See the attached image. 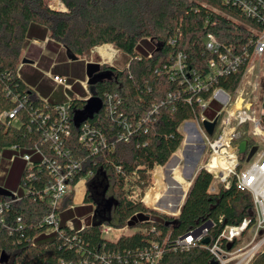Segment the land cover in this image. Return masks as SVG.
Listing matches in <instances>:
<instances>
[{"label": "trees", "instance_id": "1", "mask_svg": "<svg viewBox=\"0 0 264 264\" xmlns=\"http://www.w3.org/2000/svg\"><path fill=\"white\" fill-rule=\"evenodd\" d=\"M63 2L64 11L50 8L45 0H0V171L7 172L4 187H12L8 177L24 165L20 179L24 188L19 192L21 200L5 206L0 214V264H85L97 260L95 255L101 254L112 255L115 263V254H119L122 264H148L137 250L153 242L163 249L156 264H210L213 256L203 240L183 249L176 245V239L208 220L216 223L214 230L217 231L224 223L239 224L244 218L254 216L250 192L240 191L234 184L210 191L213 176L200 168L178 215L150 208L142 199L155 167L164 165L182 145L181 125L187 120H200L198 98L208 99L213 87L234 92L244 67L219 76L215 85L205 91L185 88L179 73L171 78L172 72L167 67L182 52L186 55L187 75L196 72L203 76L211 57L205 48L209 32L222 42L232 43L234 50L241 54L244 47L252 49L260 24L244 14L238 5L223 0ZM40 29L50 32L52 39L75 54H87L96 46L112 44L129 57L123 68L103 65L102 70H112L114 76L88 84L91 94H111L117 110L110 116L104 107L85 120L105 135L107 143L100 145L96 152L91 151L88 141L80 140L81 127L75 122L76 113L85 108L88 92L84 90L85 95L81 96L79 86L71 83L73 92L79 95L70 98V136L64 148L70 150V157L80 162L72 169L73 181L86 179L84 200L95 204V219L81 227L65 223L69 218L64 216L59 227L49 234L45 232L51 227L42 222L51 206L40 194L52 176L49 163L40 159L33 148H42L50 160L63 157L45 141V133L59 116L58 108L65 101L47 98L45 92L51 88L40 86L44 93H39L22 73L27 41ZM149 40L156 43L147 54L139 43ZM170 92L175 96L167 97ZM20 104L19 125H15L3 113ZM210 104L219 107L214 99ZM154 105L159 111L155 122L134 126L128 140L119 139L124 129L119 123L122 119L138 120ZM39 114L47 117L45 124L41 123ZM118 115H122V119L118 120ZM262 121L264 123V114ZM25 154H31V166H27ZM67 163L69 161L64 159L62 164ZM91 170L93 174L87 176ZM1 177L0 173V186H3ZM72 194L63 200L58 212L71 202ZM147 196L145 201L152 204ZM7 198L0 195V201ZM108 199L113 202L110 209L106 205ZM221 216L223 221L219 223ZM103 223L117 228L127 226L131 231L113 240L102 234ZM2 253L6 259H1ZM253 264H264V253H260Z\"/></svg>", "mask_w": 264, "mask_h": 264}, {"label": "built area", "instance_id": "2", "mask_svg": "<svg viewBox=\"0 0 264 264\" xmlns=\"http://www.w3.org/2000/svg\"><path fill=\"white\" fill-rule=\"evenodd\" d=\"M45 1L52 9L66 10L63 0ZM223 1L227 3L233 2L238 5L244 14L260 24L261 28L256 32L252 49L249 50L244 47V52L240 54L234 50L232 43L222 42L214 33L209 32L205 37V48L211 53V57L207 61L208 70L203 76L196 72H193L190 76L187 75L188 71L185 70L186 55L182 52L177 54L175 62L167 67V70L172 72L171 78H176L179 73L180 81L185 85V88L192 91H205L215 85L219 76L237 72L242 66L244 67L242 77L234 92L222 87H213L212 94L208 99L198 98L201 118L197 121L200 125L205 120H216L213 133L210 134L204 128L202 130L203 143L208 146V152L207 159L200 168L205 169L213 176L210 191H218L220 187L230 188L234 184L240 191L250 192L253 197L255 213L252 217L244 218L239 224L224 223L221 229L217 231L214 230L216 223L213 220H208L203 224L201 230L196 228L177 238L176 245L185 249L203 240V245L210 251L213 260L217 264H253L257 256L260 253H264V148L259 149L261 145H264V123L262 121L264 101L263 98L257 97L256 94L264 93V67L260 68V76H255V80L247 81L245 86L243 81H245L244 77L247 76V72H251L254 69V66L250 65L251 59L256 55L264 54V0ZM53 79L59 84L69 87V89L73 87L68 82L67 77L63 75L55 74ZM87 84L88 81L85 85H82L85 91L88 92L85 100L92 96L89 93V89L86 88L88 87ZM173 94L170 92L167 97L172 98L175 96ZM78 95V93H75V96ZM100 97L103 100V108L106 107V111L110 116L114 115L117 110L114 108L111 94L104 93ZM230 97H232V101H229ZM212 99L218 102L219 107L210 109V101ZM70 100L59 106V116L45 133V141H48L57 155L63 157L50 160V157L46 155L42 148L39 146L33 148L40 159L49 163L48 167L52 177L50 182L43 188L40 196L51 206V211L44 216L42 223L53 229H57L61 223L60 214L62 210L59 212L57 210L62 207V202L66 196L73 192L74 173L72 169L80 165L78 159L70 157V150L64 148L66 145L65 140L70 136ZM189 102H191L190 99ZM20 107L21 104L9 112H4L3 116L10 117L12 124L19 125L17 112ZM209 111L212 113L211 116L207 114ZM158 112V106L154 105L153 108L146 111L144 115L135 121L127 118L122 119V115H118L117 119H122L119 123L123 124L124 128L123 132L118 135L119 139L128 140L134 126L140 127L144 122L148 121L155 122ZM38 118L42 124H45L47 117H41L39 114ZM80 127V140L88 141L91 144V151L96 152L100 145L107 143L101 129L85 121L80 124ZM244 139L247 140L246 151L245 153H240L239 145ZM252 140L254 141L252 142ZM249 149L250 153L247 155ZM256 151L257 153L254 155ZM23 157L31 166V154H25ZM64 159L68 160L69 163L63 165ZM92 174L93 171L91 170L87 173V176ZM6 196L8 198L5 201H0V214L5 206L21 200L19 193L14 194L12 192L11 195ZM142 200L145 202L144 198ZM20 219L19 217L18 220L20 221ZM222 221L223 216L218 219L219 223ZM84 226L85 224L82 222L81 227ZM122 228L103 223L101 232L106 236L111 231L120 230V234H122L125 233ZM205 238H209L208 243L204 242ZM137 253L148 264H156L163 253V249L157 242H153L148 247L138 249ZM95 256L99 261H86L85 264H98V262L122 264L119 254H115L117 263L113 262L110 254ZM135 261L138 262L137 259ZM78 264H84V262Z\"/></svg>", "mask_w": 264, "mask_h": 264}, {"label": "rangeland", "instance_id": "3", "mask_svg": "<svg viewBox=\"0 0 264 264\" xmlns=\"http://www.w3.org/2000/svg\"><path fill=\"white\" fill-rule=\"evenodd\" d=\"M50 36V32H49ZM155 42V41H154ZM151 40L143 41L140 44V47L146 50L145 53L149 54L151 49L154 48L155 43ZM47 43V42H46ZM42 41H27V45L23 51V59L32 60V63H24L23 62V69L22 73L24 77L29 76L30 74H38L37 83L42 86L41 88H55L58 89L60 93L58 95L63 96V100L67 101L70 100L75 93L72 90H68L69 87L65 85H60L56 82L53 77L55 72L67 77L69 83H76L81 92L80 95H85L84 88H81L80 85H85L87 83V76H86V63L87 62H99L102 66L103 65H110L116 66L118 68H123L128 63V56L124 52H121L117 48H115L112 44H103L100 46L94 47L90 53L78 55L77 60L69 59L66 53V48L63 44L59 43L55 39L50 37L49 42L46 44ZM101 48L107 51L106 55L101 53ZM250 62L251 66H254L251 72H247V76L244 77L243 83L244 86L246 85L247 81L255 80V76H260V68L264 67V54L256 55L254 58L251 59ZM22 65V64H21ZM54 66L55 69H54ZM262 73V71H261ZM89 84V83H88ZM87 84V86H88ZM40 86L34 87L36 90H41ZM243 86V84H242ZM89 89L88 87H86ZM87 94V93H86ZM257 97L263 98L264 93H256ZM88 95V94H87ZM214 95V93H213ZM216 99V98H215ZM218 100V99H216ZM232 101V97L230 100ZM210 109L215 107L214 105L210 104ZM207 114H209L207 112ZM203 128L206 130L204 125H200L197 120H187L181 125V130L184 133V140L180 148L175 151L170 158L168 159L164 165L159 166L157 165L153 170V174L151 176L149 185L146 189V193L144 199L146 198L147 194L153 189L158 190V197L159 202L157 205L149 204L148 202H144L148 207L156 209L163 213H171V207L173 206L175 209L174 213H177L179 207L181 206V197L184 199L185 194L187 193L190 182L192 181V176L189 177L186 170H190L192 172H197L202 163L207 159V152L208 146L203 143ZM252 144V142H251ZM264 145H261L259 149H263ZM250 153V149L247 152V155ZM257 153L254 152V155ZM4 157V155H3ZM180 162V167L178 169L179 176L182 178H186L185 180L189 181V185L187 186L186 190L184 187H181V182L178 177L174 179L171 176V169L174 168L176 165L178 166V162ZM182 164V165H181ZM30 163H27L29 166ZM186 165L189 167L185 168ZM184 166V167H183ZM4 167V165H2ZM24 169V165L20 166L16 171L14 170L13 175L10 176L9 182L13 183L12 187H5L8 190L12 191L14 194H18L19 192L24 191L22 185H20L21 174ZM2 175V184L3 187L7 183L6 174L7 172L4 169L0 171ZM194 174V173H193ZM196 174V173H195ZM184 176V177H183ZM179 182H178V181ZM153 182V185H152ZM102 185V183H101ZM152 185V186H151ZM88 187V183L86 182L85 178H81L76 182L72 183L73 194L71 198V202L64 207L63 211L66 210L61 214V220L68 219V221H64L70 225L80 226L82 222L84 224H90L95 219L94 217V203L85 202V193ZM101 186L99 190L101 191ZM183 193V196H182ZM68 196V195H67ZM66 196V197H67ZM63 203V202H62ZM171 203V205H170ZM174 203V205H172ZM168 211V212H167ZM125 233H129L131 230L128 227L122 228ZM54 232L53 228L48 229L45 233L49 234ZM120 230H114L110 233L106 234V237L116 240L120 235Z\"/></svg>", "mask_w": 264, "mask_h": 264}, {"label": "water", "instance_id": "4", "mask_svg": "<svg viewBox=\"0 0 264 264\" xmlns=\"http://www.w3.org/2000/svg\"><path fill=\"white\" fill-rule=\"evenodd\" d=\"M66 53L69 59L77 60L78 55L75 54L70 48H66ZM23 62L26 63H32V60L29 59H23ZM86 76L88 83L95 82L97 80H102L105 78H109L114 76V72L112 70H102V65L99 62H87L86 63ZM103 108V100L100 96L96 95L95 93L92 94V96L86 100L85 108L82 111H79L75 115V122L77 125H80L83 121H85L88 117H92V115L96 112H99ZM202 125L205 126L206 130L211 134L213 133L214 127L216 125V120L213 121L205 120ZM247 147V140L244 139L240 142L239 145V151L240 153H245ZM171 159V158H170ZM169 161V160H168ZM12 191L8 190L7 188L0 186V195H11ZM185 199V198H184ZM184 202V200H183ZM182 202V204H183ZM181 204V205H182ZM107 207L112 208L113 202L111 199L107 200ZM180 213V208L177 211V213L171 212L167 213L170 215H178ZM203 228V224L198 227L197 230H201ZM205 243L209 242V238L204 239ZM7 256L2 253L1 259H6ZM210 264H217L216 261L212 260Z\"/></svg>", "mask_w": 264, "mask_h": 264}, {"label": "crops", "instance_id": "5", "mask_svg": "<svg viewBox=\"0 0 264 264\" xmlns=\"http://www.w3.org/2000/svg\"><path fill=\"white\" fill-rule=\"evenodd\" d=\"M33 38L31 39V40H33V41H42V42H49V40H50V36H49V32H47L45 29H40V30H37V32L36 33H34V36H32ZM46 43V44H47ZM55 67L56 66H54V69H55ZM55 74H59L58 72H55ZM61 75V74H60ZM37 76H38V74L35 72V74H30L29 76H27V79H30L31 80V83H32V85H33V87H36V86H40L37 82H35L36 80H37ZM61 85V84H60ZM47 89V88H46ZM68 90H71V89H68ZM41 90H39V93H44L43 91H41ZM60 91V90H59ZM58 91V89H55V88H51V90L50 91H48V92H45V93H48L46 96H47V98L48 97H50V98H53L54 100H56V101H64L63 100V96L62 95H58L57 93H60ZM74 93H77V91H74ZM81 93V92H80ZM209 116H211V114H209ZM180 162L181 161H179L178 162V166L176 165L174 168H172L171 169V176L174 178V179H176L175 177H178V175H177V173L179 174V171H178V169H179V167H180ZM8 163V162H7ZM8 166L10 165V161H9V163L7 164ZM182 165V164H181ZM184 167V166H183ZM187 167H189V165H186V167L185 168H187ZM188 173V175H189V177L190 176H192V179L194 178V176H195V173L196 172H192V171H188V170H186ZM194 173V174H193ZM178 181V180H177ZM179 182V181H178ZM192 182V181H191ZM190 182V183H191ZM189 183V184H190ZM185 196H186V194H185ZM185 196H184V198H185ZM184 200V199H183ZM173 207V206H172ZM172 207H171V209H172ZM180 208V207H179ZM66 210H68V209H66ZM66 210H64V211H62L61 212V214L63 213V212H65ZM61 214H60V218H61ZM62 221V220H61Z\"/></svg>", "mask_w": 264, "mask_h": 264}, {"label": "bare ground", "instance_id": "6", "mask_svg": "<svg viewBox=\"0 0 264 264\" xmlns=\"http://www.w3.org/2000/svg\"><path fill=\"white\" fill-rule=\"evenodd\" d=\"M107 51H105L104 49H102L101 48V53L102 54H104V55H106L107 53H106ZM177 175L179 176V174L177 173ZM184 177V176H183ZM179 179H180V181L181 182H179V183H181V187H184L185 188V190H186V188H187V186L189 185V181L188 180H185L184 178H182V177H180L179 176ZM182 196H183V193H182ZM147 199H148V201H150V202H152V204L153 205H157V203L159 202V197H158V190L157 189H154L148 196H147ZM145 200V199H144ZM183 201V199H182V197H181V202ZM170 205H171V203H170ZM172 205H174V203L172 204ZM172 208H174V207H172ZM174 210L175 209H171V211L172 212H174ZM168 212V211H167Z\"/></svg>", "mask_w": 264, "mask_h": 264}]
</instances>
